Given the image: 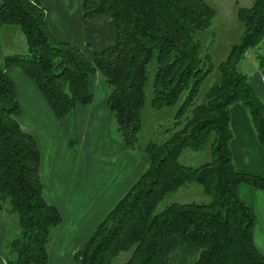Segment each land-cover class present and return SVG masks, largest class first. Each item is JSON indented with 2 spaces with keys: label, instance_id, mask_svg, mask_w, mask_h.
<instances>
[{
  "label": "trees",
  "instance_id": "trees-1",
  "mask_svg": "<svg viewBox=\"0 0 264 264\" xmlns=\"http://www.w3.org/2000/svg\"><path fill=\"white\" fill-rule=\"evenodd\" d=\"M80 12L84 23L102 15L114 26L112 41L91 57L55 37L39 0H0V29L18 28L27 43L26 52L0 57V211L9 205L19 225L6 263L48 264L50 232L62 221L45 198L37 140L18 120L21 109L7 73L17 66L59 119L93 102L90 77L98 74L108 86L106 104L121 142L131 150L138 147L150 79L151 108L177 105L169 136L145 144L146 169L76 252L77 264H111L124 250L131 254L123 264H161L177 235L198 246L192 264H264L255 211L239 193L244 184L264 189V175L238 170L230 147L231 106L241 103L264 148V102L238 69L250 49L264 44V0L237 8L239 41L218 64L219 78L201 102L200 85L214 68L199 38L215 15L207 1L82 0ZM260 64L264 70V56ZM206 147L209 161H180L184 150ZM190 183L201 186L209 201H173L157 210L165 196Z\"/></svg>",
  "mask_w": 264,
  "mask_h": 264
},
{
  "label": "crops",
  "instance_id": "crops-1",
  "mask_svg": "<svg viewBox=\"0 0 264 264\" xmlns=\"http://www.w3.org/2000/svg\"><path fill=\"white\" fill-rule=\"evenodd\" d=\"M39 1L45 7L46 21L58 40L82 50L89 49L87 39L98 46L96 50L112 41L114 31L112 34L102 32L103 23L110 19L104 16L98 21V16L86 23L82 21V0ZM74 7L77 10L73 17L67 15ZM55 11L63 14L55 15ZM7 73L14 82L16 99L22 109V127L35 136L40 149V175L45 193L62 215L61 223L50 232L48 264H77L76 252L82 249L100 220L147 167L148 158L144 153L134 155V151L120 142L115 152H106V156L112 157V162L105 163L100 158L103 152L100 147L91 146L89 141L90 146L86 145L88 129L91 136L100 135L98 131L103 119H59L19 67L18 70H7ZM259 80L260 90L264 94V79L260 76ZM31 107L32 111L39 112L36 111L37 115L46 116L47 119H29L35 116ZM85 107L77 106L74 113ZM230 125L233 132L230 147L235 167L264 175V148L257 139L246 109L238 103L231 108ZM78 139L81 144H78ZM247 187L246 195H240L255 211V241L264 253V189ZM0 264H7L1 256Z\"/></svg>",
  "mask_w": 264,
  "mask_h": 264
},
{
  "label": "rangeland",
  "instance_id": "rangeland-1",
  "mask_svg": "<svg viewBox=\"0 0 264 264\" xmlns=\"http://www.w3.org/2000/svg\"><path fill=\"white\" fill-rule=\"evenodd\" d=\"M205 1H207L215 9V15L212 18L210 26L199 33V38L202 42L204 51H207L209 53L210 59L214 64V68L213 71L205 78V80L200 85V92L196 99L197 102H201V98H203L205 91L218 80V64L227 57L230 45L239 41L243 27L236 17L237 8L239 6H249L253 2V0ZM41 4L43 5L42 2ZM75 10L77 9H75L74 7L66 14L73 17V15L75 14ZM54 14L60 16V14L63 13H57L55 11ZM101 19H104V16H100V18H98V21ZM107 31L111 34L114 31L113 22L111 20L103 23L102 32L107 33ZM87 40L89 41V49H84V52L87 56L91 57L92 53L98 48V46H95L91 39ZM26 51L27 43L25 36L18 28H7V26H4L0 29V57H3L6 54L24 53ZM261 56H264V44H260L256 48L250 49L246 53L245 58L241 60V62H239L238 69L248 76L249 82L252 84V86H254L253 88L264 102V94L260 90L261 86L259 82L260 76L264 79V70L261 69L260 64ZM11 69L18 70V67L11 66L8 68V70ZM90 89L94 94V104L92 102V104L90 103L84 109L79 108L77 114L73 112L74 114H70L68 117H66V119H103L100 131H98V134L100 135L91 136V132L88 129L86 145L88 146L89 141L90 144L92 143L91 146L100 147V149L104 152L100 153V158L105 160V163H110L112 162V157L110 155L106 156L105 154L107 151L108 153L115 152L118 148L117 145H119V143L121 142V139L117 131L114 117L106 105V96L109 89L105 80L103 78H100L98 74L90 77ZM150 98L151 79L148 81L145 88V105L141 113L142 127L138 135V147L132 150L134 151V155L136 156L143 155V147L147 142H162L164 139H166L169 136L170 131L172 130L174 125V113L177 105L163 107L156 110L150 107ZM235 104H233L231 108ZM238 104L241 105V103ZM19 108L21 109L20 106ZM32 109L33 107H31L30 110L31 112L35 113V116H32L29 119H47L46 116L43 117L41 116V114L37 115V113L39 112L37 110L32 111ZM36 109L39 108L37 107ZM26 111H28V109H26ZM185 116L186 115H184L181 119H185ZM248 117L250 119L249 114ZM20 119L21 118L19 116V122ZM77 142L78 144H81L80 139H78ZM210 159L211 154L209 147H206L199 151L186 149L180 156V161L190 166H197L201 163L209 161ZM129 187L126 189V191L129 189ZM245 187L247 186L244 184L241 185L239 189V193L243 197L246 195ZM125 192L121 195V197L125 194ZM45 198L51 203V201L47 198L46 193ZM173 201L208 202L209 197L203 193L201 186L190 183L184 185L178 191L172 192L165 196L159 203L157 210H160L165 205ZM18 232L19 225L17 214L12 213L9 210V205H5V208L0 211V256L6 260L13 257V253L10 249V242L18 234ZM257 242L261 246L260 241L257 240ZM198 253L199 249L196 244L187 243L179 235H177L171 240L166 251L164 252L161 264H192L193 261L197 258ZM130 254V250L121 251L112 259L111 264H123L129 258Z\"/></svg>",
  "mask_w": 264,
  "mask_h": 264
}]
</instances>
